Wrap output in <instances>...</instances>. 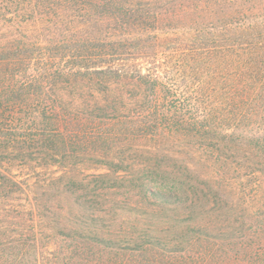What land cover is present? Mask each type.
Listing matches in <instances>:
<instances>
[{
  "label": "trees",
  "instance_id": "trees-1",
  "mask_svg": "<svg viewBox=\"0 0 264 264\" xmlns=\"http://www.w3.org/2000/svg\"><path fill=\"white\" fill-rule=\"evenodd\" d=\"M174 23L195 51L143 72ZM147 139L196 147V206L118 247L79 166ZM0 264H264V0H0Z\"/></svg>",
  "mask_w": 264,
  "mask_h": 264
},
{
  "label": "rangeland",
  "instance_id": "rangeland-1",
  "mask_svg": "<svg viewBox=\"0 0 264 264\" xmlns=\"http://www.w3.org/2000/svg\"><path fill=\"white\" fill-rule=\"evenodd\" d=\"M213 1L228 2L231 0ZM174 26L175 30L172 28L166 31L174 38L173 42L169 43L168 48H159L152 55V59L137 61L143 72L147 71L148 66L154 64L155 66H165L170 62L179 64V60L183 55L189 51H195L192 43L183 44L180 42L190 30L179 25V23H174ZM133 56L132 53H129L122 59H131ZM169 85H171L170 81ZM176 90L175 96L169 102L171 107H180L184 98V96L183 98L180 96L181 92L178 87ZM126 91L128 93L125 96L131 98L128 88ZM87 95H89L87 90L80 91L75 93V98L79 99ZM94 96H100V93L94 92ZM187 100L189 101L190 99ZM192 101L190 100V102ZM190 106H192L191 103ZM188 109L189 107L187 111ZM139 144L141 148L136 149L139 150V153L134 148H118V146H115L105 158L83 157V161H81L79 166L82 175L78 177V183L83 185L85 187L84 190L89 192L87 196H84V191H80L79 195L82 194V199L84 200L90 199L98 202L95 205V209L100 212L98 213L99 218L96 219L95 217L96 222H94L95 224H90V228L103 239L116 241L115 246L118 247H120V244L122 245L118 240L128 241L130 240L129 238H132L130 234L135 236L133 238H136V236L140 238L143 234H150V228L164 229L172 222L174 216H178L179 221H182L196 206L195 202L187 199L192 194L189 192L190 187L187 185V190L184 182L189 184L190 179L188 176L182 175L184 165H186L184 157L190 169H194L199 157V155H193L194 152H192L193 150L195 151L196 147L191 148V145L182 147L181 143L174 142L161 144L150 139ZM142 151L148 154H142ZM166 152L172 158L168 157L165 154ZM150 153H153V155ZM108 161L113 162L112 169L108 167ZM158 166L162 167L161 171H159L160 169L157 170V172L161 173L152 172V168L156 169ZM164 171L171 172V174H164ZM23 172L28 173L26 170ZM60 175L61 172L56 173V176ZM191 181L192 184L195 182V180L194 182L193 180ZM33 182L34 180L31 181V183ZM159 192L167 193L171 204H163L156 195ZM144 238H146L145 241L150 240L149 237L145 236ZM132 245V248H136L135 245L139 246L140 244L135 242ZM169 248L172 250L173 246ZM133 256H139V254H134ZM121 259L124 261L131 260L126 257Z\"/></svg>",
  "mask_w": 264,
  "mask_h": 264
}]
</instances>
